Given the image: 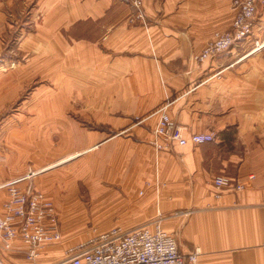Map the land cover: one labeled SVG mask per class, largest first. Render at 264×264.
I'll use <instances>...</instances> for the list:
<instances>
[{
	"label": "crops",
	"instance_id": "1",
	"mask_svg": "<svg viewBox=\"0 0 264 264\" xmlns=\"http://www.w3.org/2000/svg\"><path fill=\"white\" fill-rule=\"evenodd\" d=\"M144 8L146 24L129 22L127 0H0V184L58 165L40 167L52 159L44 146L51 121L67 142L58 161L79 153L64 162H99L100 170L93 165L71 178L90 177L91 193L116 198L121 217L160 219L181 252L200 248L199 264H264V6L249 36L203 62L193 56L231 27V0H146ZM19 22L21 34L12 36ZM14 37L24 62L13 59ZM45 71L54 88L75 97L33 96L29 113L23 106L14 113ZM73 102L77 118L67 113ZM163 106L186 136L214 132L216 139L157 150L151 141ZM14 115L35 121V129H15ZM93 121L101 129L89 128ZM218 174L246 188L218 189ZM42 182L32 183L40 189ZM6 199L0 188V214ZM5 256L31 264L17 250Z\"/></svg>",
	"mask_w": 264,
	"mask_h": 264
},
{
	"label": "built area",
	"instance_id": "2",
	"mask_svg": "<svg viewBox=\"0 0 264 264\" xmlns=\"http://www.w3.org/2000/svg\"><path fill=\"white\" fill-rule=\"evenodd\" d=\"M127 1L133 8L129 22L146 24V0ZM231 2L235 10L231 27L216 32L202 50L193 56L195 61L213 58L252 33L264 0ZM157 113L158 120L151 141L157 150L168 149L172 144H201L216 139L214 132H193L186 136L166 106ZM25 178L0 184V188L7 191L4 212L0 214V264H5L6 253L15 250L22 252L31 264H38L44 250L62 239L53 199L32 182L21 184ZM213 181L218 189L231 188L239 192L246 188L243 180L225 174L216 175ZM142 193L143 190L140 191ZM19 243L21 247L17 245ZM200 253L199 247L188 253L181 252L175 234L165 230L161 220L156 219L129 228L115 225L95 231L86 239L68 246L62 258L49 264H199Z\"/></svg>",
	"mask_w": 264,
	"mask_h": 264
},
{
	"label": "rangeland",
	"instance_id": "3",
	"mask_svg": "<svg viewBox=\"0 0 264 264\" xmlns=\"http://www.w3.org/2000/svg\"><path fill=\"white\" fill-rule=\"evenodd\" d=\"M22 24L21 22L17 23L16 26H13V35L19 36L21 34ZM13 48V59L16 61H26L29 57H22L17 51L20 50V38H13L11 42ZM52 73L45 71V77H39L33 81H31L26 89L23 90V93L18 101L12 107L13 112H17L19 106L24 107V111L27 113L30 112V108H33L32 105V97L40 96V97H51L54 93L58 91H62L64 96H73L75 97V90H70L67 88L56 89L53 85ZM39 84L40 88H35ZM23 100H28L27 103H22ZM25 101V102H26ZM31 102V104H28ZM70 107V106H69ZM67 108V113L72 115V117L77 118L78 112H76V108L78 106L74 105L73 109ZM80 108V106H79ZM68 123V122H67ZM66 123V124H67ZM87 123V122H82ZM89 128L93 129H101L102 125L93 121L92 124L87 123ZM51 121H45L44 127L46 135L44 136V146L47 153H51L52 159L45 160V163L40 166H47L51 163L58 161L59 159L65 157L67 153L65 152L64 144L67 143L64 141L65 138L63 136H58L56 133H53ZM13 127L23 128L26 130H33L36 127V122L30 119L26 121H20L15 117L13 119ZM63 128V127H62ZM35 140L34 143L31 142L32 138L30 137V146H36L37 138H33ZM32 149V147L30 148ZM72 165L74 167H72ZM93 165H96L95 168L99 169V162H93ZM92 164L91 166H85L80 163H73V161H67L62 164H58L55 167L43 171L37 175L31 176L30 171H26L23 175H20L16 178H12V180L25 178L21 183L27 184L33 182L34 180L43 178L41 186L39 188L42 191H46L49 196L53 199L56 210L59 218V227L62 232V239L51 246H48L44 252L42 257H40L38 264H49L51 262H55L64 256V252L66 248L70 245L76 244L79 241L86 239L90 234L95 231L105 230L115 225H122L125 228H129L132 226L142 225L147 222H141L137 217L133 219L131 217H121L117 212V209H113L118 200L114 198L112 201L107 202L105 197L101 196L100 193L92 194L91 189L92 186L90 177L78 176L77 179H72L71 174L79 171H86L90 169V171H95L96 169ZM76 166V167H75ZM93 166V167H92ZM40 169V168H39ZM39 169H33V171L38 172ZM30 173V174H29ZM34 173V172H33ZM31 176V177H30ZM95 181L99 182V178H93ZM50 186V187H49ZM5 264H9L5 261Z\"/></svg>",
	"mask_w": 264,
	"mask_h": 264
},
{
	"label": "bare ground",
	"instance_id": "4",
	"mask_svg": "<svg viewBox=\"0 0 264 264\" xmlns=\"http://www.w3.org/2000/svg\"><path fill=\"white\" fill-rule=\"evenodd\" d=\"M78 154H79V153H77V154H73V155H70L69 157H67V158H65V159H62V160H60V161H58V162H55V163H53V164H51V165L45 167L44 169L49 168V167H52V166H55L56 164H59V163H61V162H64V161L68 160L69 158H72V157H74V156H76V155H78Z\"/></svg>",
	"mask_w": 264,
	"mask_h": 264
}]
</instances>
